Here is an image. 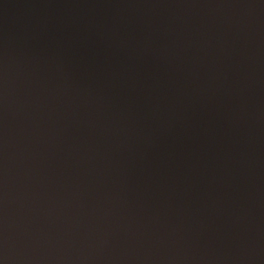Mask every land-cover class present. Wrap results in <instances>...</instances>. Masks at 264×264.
<instances>
[{
    "label": "water",
    "instance_id": "95a60500",
    "mask_svg": "<svg viewBox=\"0 0 264 264\" xmlns=\"http://www.w3.org/2000/svg\"><path fill=\"white\" fill-rule=\"evenodd\" d=\"M0 264H264V0H0Z\"/></svg>",
    "mask_w": 264,
    "mask_h": 264
}]
</instances>
